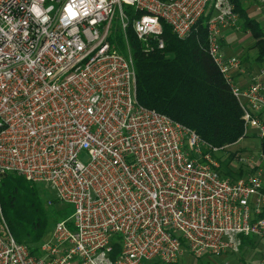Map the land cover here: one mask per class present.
Segmentation results:
<instances>
[{"label":"built area","instance_id":"obj_1","mask_svg":"<svg viewBox=\"0 0 264 264\" xmlns=\"http://www.w3.org/2000/svg\"><path fill=\"white\" fill-rule=\"evenodd\" d=\"M250 1L264 16V0ZM204 15L242 138L261 141L264 81L236 83L240 59L221 49L223 28L239 23L231 0H0V182L14 174L52 191L48 205L73 207L36 252L13 238L0 208V264H178L264 238V152L237 153L254 171L222 177L226 147L139 104L129 48L111 41L130 24L145 51L162 50L164 24L184 39Z\"/></svg>","mask_w":264,"mask_h":264},{"label":"trees","instance_id":"obj_2","mask_svg":"<svg viewBox=\"0 0 264 264\" xmlns=\"http://www.w3.org/2000/svg\"><path fill=\"white\" fill-rule=\"evenodd\" d=\"M231 1L239 15L240 27L248 30L255 39V60L262 63L264 27L247 14L241 0ZM207 19L208 15L202 16L184 39L177 38L164 24L162 37L165 47L162 50L145 51L130 24L125 37L117 35L111 41L124 54L129 48L139 104L181 123L212 147L224 148L235 144L243 136L242 111L208 52ZM260 146L264 152V139L260 141ZM232 158L231 154L224 161L218 157L219 172L222 177L236 181L242 176L243 168L240 164L236 173L230 167ZM249 171L251 173L254 169ZM38 187L14 174L5 175L0 182L3 218L13 238L28 246L31 252H36L49 229V215L40 202ZM252 239L240 236L241 246Z\"/></svg>","mask_w":264,"mask_h":264},{"label":"crops","instance_id":"obj_3","mask_svg":"<svg viewBox=\"0 0 264 264\" xmlns=\"http://www.w3.org/2000/svg\"><path fill=\"white\" fill-rule=\"evenodd\" d=\"M247 14L260 21L264 27V16H262L256 9L254 3L250 0H241ZM240 22V18H239ZM226 30H230L232 33L237 30L238 35L236 38H229V35L225 33ZM223 33V34H222ZM255 39L248 30H243L238 23V27H225L221 31L220 44L223 53L226 56H236L240 59L241 70L234 73V81L241 86L247 85L253 78L259 77L264 81V72L261 74V65H264V61L259 63L255 60L256 48L253 47ZM249 43V44H248ZM259 65V66H256ZM257 70V71H256ZM252 240H248L240 247V251L237 254H224L218 257H227V255H236V258H229L226 264H255L256 256L264 254V238L251 237ZM192 258V257H191ZM194 259V258H193Z\"/></svg>","mask_w":264,"mask_h":264},{"label":"rangeland","instance_id":"obj_4","mask_svg":"<svg viewBox=\"0 0 264 264\" xmlns=\"http://www.w3.org/2000/svg\"><path fill=\"white\" fill-rule=\"evenodd\" d=\"M125 9L127 10V7H125ZM113 24H114V28L118 29L119 22L116 16L113 19ZM234 31L235 32L232 33L230 30H226L225 33L229 35V38H236V39L238 35H243L242 33H238L237 30H234ZM117 35H121L120 28H119V31L118 30L114 31L113 35L111 36L113 39H115ZM126 48L127 47H125V49ZM125 55L127 56L126 52H125ZM256 66H259V65H256ZM261 67H264V65H261ZM260 147H261L260 141L258 138L252 137V136L243 137L235 144L227 146L226 149L223 152H221V154H219V158H220V161H224L226 158L229 157L230 154L233 155V158L231 159L232 163L230 164V167L237 173L238 168L241 167L240 166L241 163L235 160L236 154L239 153L240 155L243 156V158L249 157V160L251 159L254 160L257 151L260 150ZM80 159L82 162L87 161V158L84 155H81ZM241 168H243L242 169L243 174L238 179L245 178L248 175V173H250L249 171L250 166L242 165ZM235 179H237V177H235ZM38 188L40 191V195H39L40 202L43 205L44 209L46 210L47 214L49 215L48 216L49 229L46 235V237H49L52 231V228L54 227V224L57 221H62L65 218L69 217L73 213V207L69 204H59V203H56L55 201L53 202L54 205H48L49 200L51 201L55 200V194L52 191L43 188L42 186ZM58 212L60 213L59 215H58ZM1 213H2V209H1ZM229 258H236V255H227V257H215V256L208 255V256H204L200 260H196L188 256V254H185V256L182 258V260L178 264H226ZM111 259L112 260L114 259V255L111 256ZM254 263L264 264V254L256 256V260H254Z\"/></svg>","mask_w":264,"mask_h":264}]
</instances>
